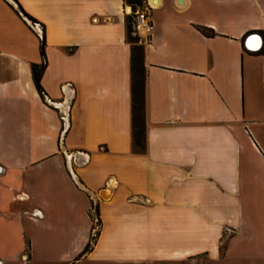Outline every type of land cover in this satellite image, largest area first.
I'll use <instances>...</instances> for the list:
<instances>
[{"label":"crops","instance_id":"crops-1","mask_svg":"<svg viewBox=\"0 0 264 264\" xmlns=\"http://www.w3.org/2000/svg\"><path fill=\"white\" fill-rule=\"evenodd\" d=\"M146 3L135 79L124 0H0V264H264V0Z\"/></svg>","mask_w":264,"mask_h":264},{"label":"trees","instance_id":"trees-1","mask_svg":"<svg viewBox=\"0 0 264 264\" xmlns=\"http://www.w3.org/2000/svg\"><path fill=\"white\" fill-rule=\"evenodd\" d=\"M147 0H124L125 4L130 6L133 11L145 9L147 6ZM31 21L35 22L33 18L24 13ZM132 16H126L125 18V28H126V39L128 43L131 44V54H132V69L134 72V77L138 74V69L142 67L143 60V47L139 45V37L133 34L132 29ZM201 33L205 36L211 37L214 35L213 31L199 27ZM41 55L44 57L43 46H41ZM139 66V68H138ZM46 67L44 61L40 64L33 63L31 65L32 76L34 84L39 92H42V88L40 86V78ZM137 88H133V96H132V149L135 153L143 154L146 150V141H145V124H144V115H143V102L140 96L137 93ZM90 214L93 220L96 218V224L93 222L92 231H94L95 226H98L100 223L98 218V207L91 206ZM98 224V225H97ZM99 234V230L97 232H91V236L89 238L88 243L84 247L83 251L76 258L79 260L82 256L87 254L93 249L94 244L96 243L97 237Z\"/></svg>","mask_w":264,"mask_h":264},{"label":"built area","instance_id":"built-area-1","mask_svg":"<svg viewBox=\"0 0 264 264\" xmlns=\"http://www.w3.org/2000/svg\"><path fill=\"white\" fill-rule=\"evenodd\" d=\"M148 11L149 10L146 6V8L142 10H132L130 14V16H132L133 21V34L139 37L140 42H147L152 31V23Z\"/></svg>","mask_w":264,"mask_h":264},{"label":"water","instance_id":"water-1","mask_svg":"<svg viewBox=\"0 0 264 264\" xmlns=\"http://www.w3.org/2000/svg\"><path fill=\"white\" fill-rule=\"evenodd\" d=\"M252 40H257L259 43H260V46L256 49H253L249 46V42L252 41ZM246 47L250 50H257L261 47L262 45V36L261 34H253L251 36H249V38L246 40V43H245Z\"/></svg>","mask_w":264,"mask_h":264},{"label":"rangeland","instance_id":"rangeland-1","mask_svg":"<svg viewBox=\"0 0 264 264\" xmlns=\"http://www.w3.org/2000/svg\"><path fill=\"white\" fill-rule=\"evenodd\" d=\"M37 54V53H36ZM67 106H65V107H63L62 106V108H63V110L66 108ZM65 112V111H64ZM34 115V114H33ZM37 115V114H36ZM37 118H38V115H37ZM65 129H66V121H64V125H63V129L62 130H60V132H59V137H58V139H59V142L61 141V139H62V137H63V134L65 133ZM94 224H96V220H94ZM98 225V224H97ZM99 230V225L98 226H95V229H94V231L95 232H97ZM93 231V232H94ZM201 261V259H199V262ZM84 264H86V263H84ZM211 264H213V263H211Z\"/></svg>","mask_w":264,"mask_h":264},{"label":"bare ground","instance_id":"bare-ground-1","mask_svg":"<svg viewBox=\"0 0 264 264\" xmlns=\"http://www.w3.org/2000/svg\"><path fill=\"white\" fill-rule=\"evenodd\" d=\"M152 1V0H151ZM156 4L157 2H153V4ZM249 46L253 49H256L260 46V43L257 40H252L249 42Z\"/></svg>","mask_w":264,"mask_h":264}]
</instances>
